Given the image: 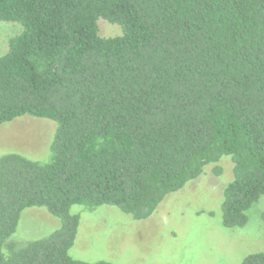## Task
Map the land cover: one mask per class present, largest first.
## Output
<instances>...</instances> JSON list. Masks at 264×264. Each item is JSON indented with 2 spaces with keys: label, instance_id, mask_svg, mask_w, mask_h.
Segmentation results:
<instances>
[{
  "label": "trees",
  "instance_id": "obj_1",
  "mask_svg": "<svg viewBox=\"0 0 264 264\" xmlns=\"http://www.w3.org/2000/svg\"><path fill=\"white\" fill-rule=\"evenodd\" d=\"M101 18L121 33L101 36ZM0 21L19 28L0 55V124L56 123L46 161L0 156V264H112L70 256L72 205L145 219L224 155L222 224L247 222L264 196V0H0ZM29 207L60 224L17 247Z\"/></svg>",
  "mask_w": 264,
  "mask_h": 264
},
{
  "label": "rangeland",
  "instance_id": "obj_2",
  "mask_svg": "<svg viewBox=\"0 0 264 264\" xmlns=\"http://www.w3.org/2000/svg\"><path fill=\"white\" fill-rule=\"evenodd\" d=\"M98 23L103 37L121 33L118 24L102 18ZM12 24L0 21V55L9 36L19 30ZM55 125L51 119L30 115L0 124V156L16 151L46 161ZM217 164L220 174L214 171L215 163L206 165L198 178L167 194L145 219H134L111 205H72L70 211L79 215V225L70 256L112 264H242L247 255L264 253V196L246 211L243 226L224 227L222 201L224 188L233 180V162L224 155ZM59 224L46 208L29 207L22 211L9 239L22 247L47 236Z\"/></svg>",
  "mask_w": 264,
  "mask_h": 264
}]
</instances>
